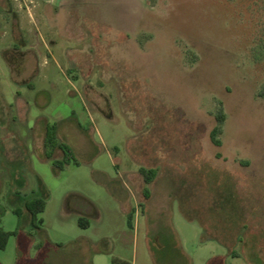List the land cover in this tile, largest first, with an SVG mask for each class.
<instances>
[{"label":"rangeland","instance_id":"obj_1","mask_svg":"<svg viewBox=\"0 0 264 264\" xmlns=\"http://www.w3.org/2000/svg\"><path fill=\"white\" fill-rule=\"evenodd\" d=\"M0 228V264H264V0H0Z\"/></svg>","mask_w":264,"mask_h":264},{"label":"trees","instance_id":"obj_2","mask_svg":"<svg viewBox=\"0 0 264 264\" xmlns=\"http://www.w3.org/2000/svg\"><path fill=\"white\" fill-rule=\"evenodd\" d=\"M215 118H216V124L210 129V138L214 144L218 145L221 143V140L218 137V134L221 132V129H222L221 124L224 120V113L222 112L221 109H219L216 112ZM55 137L57 138L56 126L48 124L46 128V138H45L46 143H48V141L49 143H51V141L55 139ZM58 146L61 148L63 152V157L61 159H54L55 164L62 167L64 163H68L71 160L78 162L74 149L67 142L59 141ZM47 157H51V153L47 154ZM139 171L145 182H150L156 174V168L153 166L141 165L139 167ZM143 193H145V191ZM45 206H46V199L43 197H35L33 200L27 203L26 207L31 215L32 223H35L38 213L40 211H43L45 209ZM133 211H134V207H132L127 212V222H128V225L131 227L133 226V222H132ZM40 220L42 221L41 218ZM79 223L82 226L86 227L89 225V218L84 215H80ZM16 232H17V229L5 230L3 228H0V247L4 248L8 242L9 236ZM111 264H131V263L127 260L118 259V258L113 257L111 259ZM135 264H139V263H135Z\"/></svg>","mask_w":264,"mask_h":264},{"label":"crops","instance_id":"obj_3","mask_svg":"<svg viewBox=\"0 0 264 264\" xmlns=\"http://www.w3.org/2000/svg\"><path fill=\"white\" fill-rule=\"evenodd\" d=\"M84 211H86V210H84ZM81 213H83V212H81ZM80 215H83V214H80ZM79 215V216H80ZM29 218H30V215L28 216V220H29ZM164 262V264L166 263L165 261H164V259L163 258H160V264L161 263H163ZM131 264H135V263H137V262H135V263H132V262H130ZM94 264H95V262H94ZM139 264H145V263H139Z\"/></svg>","mask_w":264,"mask_h":264}]
</instances>
